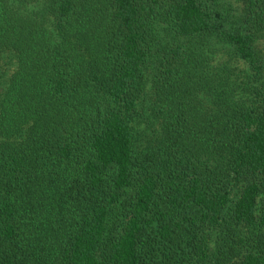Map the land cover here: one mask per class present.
Wrapping results in <instances>:
<instances>
[{"label":"trees","instance_id":"16d2710c","mask_svg":"<svg viewBox=\"0 0 264 264\" xmlns=\"http://www.w3.org/2000/svg\"><path fill=\"white\" fill-rule=\"evenodd\" d=\"M0 264H264V0H0Z\"/></svg>","mask_w":264,"mask_h":264}]
</instances>
